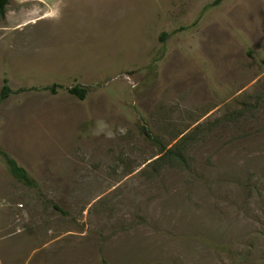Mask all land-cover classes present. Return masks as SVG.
Segmentation results:
<instances>
[{"label":"rangeland","instance_id":"rangeland-1","mask_svg":"<svg viewBox=\"0 0 264 264\" xmlns=\"http://www.w3.org/2000/svg\"><path fill=\"white\" fill-rule=\"evenodd\" d=\"M0 151V264H264V0H9Z\"/></svg>","mask_w":264,"mask_h":264},{"label":"trees","instance_id":"trees-1","mask_svg":"<svg viewBox=\"0 0 264 264\" xmlns=\"http://www.w3.org/2000/svg\"><path fill=\"white\" fill-rule=\"evenodd\" d=\"M9 0H0V15H4L5 10H6V6L8 4ZM55 84L52 85L51 87H46V89H50L51 91L54 90L55 88ZM68 91L71 94L76 95L79 99H83L85 97L86 94V89L80 86H73L71 88L68 89ZM6 92H8V87L6 85V80H4V84L2 86L1 89V97H4L6 95ZM145 133L147 136H149V133L147 132V130L145 129ZM0 154L4 157L5 162L8 166L9 172L11 173V175L21 181H23L26 184H31V179L29 178V176L27 175L26 171L19 166L14 159L8 157L4 152L0 151ZM55 208L59 209L58 206L55 205Z\"/></svg>","mask_w":264,"mask_h":264}]
</instances>
